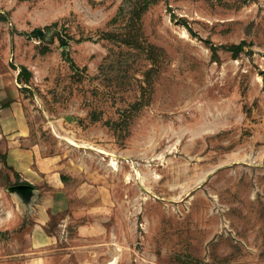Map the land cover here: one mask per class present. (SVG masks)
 Masks as SVG:
<instances>
[{"label": "rangeland", "instance_id": "374dc122", "mask_svg": "<svg viewBox=\"0 0 264 264\" xmlns=\"http://www.w3.org/2000/svg\"><path fill=\"white\" fill-rule=\"evenodd\" d=\"M0 79L113 170L106 229L49 264H264V0H0Z\"/></svg>", "mask_w": 264, "mask_h": 264}, {"label": "crops", "instance_id": "0c3cea01", "mask_svg": "<svg viewBox=\"0 0 264 264\" xmlns=\"http://www.w3.org/2000/svg\"><path fill=\"white\" fill-rule=\"evenodd\" d=\"M16 85L0 88V206L3 194L14 204L0 209V257L36 255L33 264H49L56 256L48 252L70 228L84 238L106 229L116 205L113 170L92 159L47 152L34 139ZM17 185L26 187L10 189ZM2 244L9 247L4 255Z\"/></svg>", "mask_w": 264, "mask_h": 264}, {"label": "water", "instance_id": "95a60500", "mask_svg": "<svg viewBox=\"0 0 264 264\" xmlns=\"http://www.w3.org/2000/svg\"><path fill=\"white\" fill-rule=\"evenodd\" d=\"M26 186L24 185H17V186H13V187H10V189L14 190V189H24Z\"/></svg>", "mask_w": 264, "mask_h": 264}, {"label": "trees", "instance_id": "16d2710c", "mask_svg": "<svg viewBox=\"0 0 264 264\" xmlns=\"http://www.w3.org/2000/svg\"><path fill=\"white\" fill-rule=\"evenodd\" d=\"M21 71L27 72V70L24 66L21 67Z\"/></svg>", "mask_w": 264, "mask_h": 264}]
</instances>
